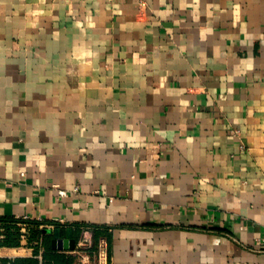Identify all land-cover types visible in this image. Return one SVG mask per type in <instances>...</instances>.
Wrapping results in <instances>:
<instances>
[{
  "label": "crops",
  "instance_id": "obj_1",
  "mask_svg": "<svg viewBox=\"0 0 264 264\" xmlns=\"http://www.w3.org/2000/svg\"><path fill=\"white\" fill-rule=\"evenodd\" d=\"M25 217L1 258L81 264L88 231L108 264H264V0H0V220Z\"/></svg>",
  "mask_w": 264,
  "mask_h": 264
},
{
  "label": "trees",
  "instance_id": "obj_2",
  "mask_svg": "<svg viewBox=\"0 0 264 264\" xmlns=\"http://www.w3.org/2000/svg\"><path fill=\"white\" fill-rule=\"evenodd\" d=\"M0 221L2 222L3 227V238L0 241V245L7 247L19 246L21 243V235L17 224L20 221L16 219H2ZM40 236H42L41 230L31 229L29 240H37L38 238H40ZM72 261V257L61 252L52 250L49 245H47V251L43 256L42 263H40L39 260L36 258L8 259L0 257V264H71Z\"/></svg>",
  "mask_w": 264,
  "mask_h": 264
},
{
  "label": "built area",
  "instance_id": "obj_3",
  "mask_svg": "<svg viewBox=\"0 0 264 264\" xmlns=\"http://www.w3.org/2000/svg\"><path fill=\"white\" fill-rule=\"evenodd\" d=\"M24 220H22L21 222H18V226H19V232L21 235V241L26 244V246H32L33 243H29V237H30V232H31V225L29 223H27V217L23 218ZM3 237V236H2ZM260 241L263 245V249H264V230H263V235L260 238ZM92 247H93V243H92V238L89 234L88 231H85L82 235V237L80 238V240L77 243V246L74 250L75 253H77L80 256V261L81 264H90V260H91V255L95 254L97 257V264H108V253H107V248L105 245L101 244L99 246V249L96 252H92ZM39 258H41V256H39Z\"/></svg>",
  "mask_w": 264,
  "mask_h": 264
},
{
  "label": "water",
  "instance_id": "obj_4",
  "mask_svg": "<svg viewBox=\"0 0 264 264\" xmlns=\"http://www.w3.org/2000/svg\"><path fill=\"white\" fill-rule=\"evenodd\" d=\"M59 238V231L57 230L56 231V239L54 240V244H55V248H59V249H61V248H63L62 247V245H61V240L60 239H58ZM75 245H76V242H75V240L74 239H71V241H69V242H65V245H64V247L65 248H70V249H75Z\"/></svg>",
  "mask_w": 264,
  "mask_h": 264
},
{
  "label": "rangeland",
  "instance_id": "obj_5",
  "mask_svg": "<svg viewBox=\"0 0 264 264\" xmlns=\"http://www.w3.org/2000/svg\"><path fill=\"white\" fill-rule=\"evenodd\" d=\"M19 227V226H18Z\"/></svg>",
  "mask_w": 264,
  "mask_h": 264
}]
</instances>
